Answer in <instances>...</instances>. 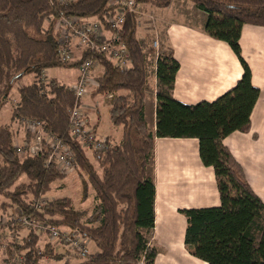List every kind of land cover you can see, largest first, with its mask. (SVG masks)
Here are the masks:
<instances>
[{"label": "trees", "instance_id": "1", "mask_svg": "<svg viewBox=\"0 0 264 264\" xmlns=\"http://www.w3.org/2000/svg\"><path fill=\"white\" fill-rule=\"evenodd\" d=\"M110 0H0V111L8 102L14 84L25 76L37 78L18 88V102L11 120H40L44 132L68 144L76 160L75 170L83 173V198L88 185L95 193L90 216L76 210L70 198L51 200L37 209L33 202L51 192L53 184L67 178L54 165L47 166V152L21 157L14 146L11 125L0 126V213L14 207L27 219L67 228L88 238L98 253L80 256L78 264H153L157 255L150 245L154 230L155 183L152 169L155 138H196L202 163L215 173L221 205L182 210L186 217L185 247L207 264H264V203L246 181L242 167L223 140L234 132L248 133L251 114L260 90L251 83V71L241 56L239 44L245 24L264 27V0H186L206 14L203 31L223 41L238 56L244 73L237 84L213 102L185 105L173 98L179 63L171 48L161 45L156 58V131L148 128L144 113L147 81L145 55L137 38L138 21L128 14L119 35L130 55V67L120 69L99 53L85 52L82 59L62 63L57 34L48 22L61 17L104 20L112 11ZM172 0H135L137 5L158 9ZM156 53L155 49H150ZM95 59L102 74L95 77V93L115 94L109 115L114 126L123 127L119 144L106 139L102 153H93L94 162L81 144L71 139L69 117L76 105L74 92L54 78L43 81L46 70L79 67L82 60ZM33 136L25 133L24 144ZM96 163L101 170L95 167ZM22 176L27 181L16 185ZM15 231L20 225L12 227ZM40 236L31 229L21 240L7 243L9 256L23 254L25 264H38L44 257L57 259L51 244L40 249ZM62 256V255H61Z\"/></svg>", "mask_w": 264, "mask_h": 264}, {"label": "crops", "instance_id": "2", "mask_svg": "<svg viewBox=\"0 0 264 264\" xmlns=\"http://www.w3.org/2000/svg\"><path fill=\"white\" fill-rule=\"evenodd\" d=\"M189 2L172 0L170 6L165 9L155 8L159 15L153 7L150 12L155 15L156 28H151L150 19L146 15L149 11L145 8L151 5H140L142 15L140 21H137L141 30L137 29V38L145 55L147 74L144 113L148 128L153 132L156 131L157 57L150 49H154L155 41L158 47L166 45L171 48L174 59L180 65L172 95L182 104L213 102L231 90L244 73L238 56L229 45L204 33L207 16ZM185 13L194 15V23ZM239 44L241 56L251 71L252 86L260 90V97L251 114L250 131L230 134L224 138L223 145L242 167L250 188L264 203V27L245 24L241 30ZM149 62L153 64L149 65ZM99 68L95 70L94 79L102 74ZM95 87L96 83L90 96L91 102L94 100V106L89 99H86L84 104L82 101L88 120V110L98 116V106L107 104L109 113L113 101L106 100L116 98L115 94H109L102 96L105 101L99 100L97 103L95 99L100 95L95 93ZM93 126L100 138H110L115 144L121 142L122 126H118L121 127L119 141H115L109 134L99 132V121ZM151 172L155 183V199L154 230L150 245L157 250L153 264H207L186 249L184 240L187 220L181 213L182 210L221 205L214 170L202 163L198 139L155 138ZM95 248L91 252L92 255L98 253Z\"/></svg>", "mask_w": 264, "mask_h": 264}, {"label": "built area", "instance_id": "3", "mask_svg": "<svg viewBox=\"0 0 264 264\" xmlns=\"http://www.w3.org/2000/svg\"><path fill=\"white\" fill-rule=\"evenodd\" d=\"M59 3L65 4L77 0H58ZM109 11L104 20L96 18H70L61 17L56 20V31L58 41L59 60L62 63H73L82 59L85 52L99 53L109 59L116 67L128 69L130 67L129 51L119 35L126 16L135 14L137 19L140 18V5L135 0H110ZM154 16L149 19L154 20ZM153 47L157 52L158 43L155 41ZM100 67L97 60L87 58L82 60L78 68V77L75 85L69 87L75 94L76 105L74 106L69 117V131L71 139L78 142L83 148L91 153H102L107 147L105 139L98 136L94 126L90 125L82 107L83 98L88 91L94 87L95 70ZM45 73V72H44ZM43 74V81L47 82ZM23 128L24 133L33 136L31 145L26 148L25 144L14 142L17 153L21 157L38 156L47 152L46 165H54L61 172L68 173L75 169L76 160L70 146L53 134L44 132V123L40 120L20 118L16 120ZM49 202L45 197L33 202L34 206L39 209ZM7 226L12 227L20 225L22 228L33 229L40 237L45 235L50 241H54L65 248L80 256H89L88 238L63 227H56L44 222H35L27 219L18 210L17 217L7 222ZM21 246L19 241L15 245ZM7 243H3L0 236V246L5 248L3 257L0 258V264H25L23 254H14L9 256L6 253Z\"/></svg>", "mask_w": 264, "mask_h": 264}, {"label": "rangeland", "instance_id": "4", "mask_svg": "<svg viewBox=\"0 0 264 264\" xmlns=\"http://www.w3.org/2000/svg\"><path fill=\"white\" fill-rule=\"evenodd\" d=\"M191 3V2H189ZM192 4V3H191ZM157 9V8H156ZM155 7L154 10L157 13ZM145 10H147V16H151L153 15L155 17V15L153 13H151L150 11H153V6H150L147 8H145ZM141 11V10H140ZM144 12V10H143ZM140 15H142V11L140 13ZM157 15H159L157 13ZM185 15L189 16V20H191L192 23H194V15L190 14V13H185ZM139 20V19H138ZM140 21V20H139ZM150 26L151 28H156V18H154V20L152 21L150 19ZM50 27H53V31H56V27H57V23L52 22V23H46L44 28L45 30L49 29ZM140 29L141 28H138ZM142 35V34H141ZM148 40V38H147ZM144 45V43H143ZM145 46V45H144ZM166 46V45H164ZM152 60V59H151ZM152 62H149V65H152ZM100 71L102 70V67L99 68ZM98 71H96V76ZM78 68L76 67H55V68H51L45 71L44 75L45 77H47L46 79L49 80L50 78H54L58 83L67 86V87H71L73 85H75L76 83V78L78 77ZM37 73H33L30 75L25 76L21 81L17 82L16 84H14V87L10 93L8 102L2 107L1 111H0V126L3 125H11V131L13 134V140L14 142H17V144L24 143V130L22 128V126L17 122V121H12L11 120V110L13 109V107L17 104L18 102V88L21 85H28L31 82H33L36 78H37ZM92 89L91 88L88 93L86 94V96L83 98V104L84 101L86 99H89V101L91 102V93H92ZM105 101V99L100 96L97 97L95 99V101L98 103V101ZM108 101H115V98H111L110 100H106ZM93 103L92 105L94 106V100H92ZM107 104L103 105H99V115L96 116L94 114L93 111L88 110L89 115L87 114L89 120V124L93 126V124L96 121H99V129L98 131L101 132L102 134H109L112 136V138L115 141H119L120 140V132H121V127H114L110 120H109V113H108V107L106 106ZM86 111V110H85ZM84 113H87L85 112ZM89 154L90 159L92 160V162H94L93 160V153L86 151ZM23 158V157H22ZM95 164V167L99 170V172L101 173V170L99 169V166ZM84 178L83 177V173L79 172L78 170H71L68 172L67 178L65 180L62 181H57L55 184H53V188L51 190L50 193H48L45 198L48 201L51 200H55V199H60V198H70L73 207L82 212V213H86V218L87 216H90L92 211H93V207L95 205V193L93 192V189L88 185V196L87 198H83V190H84ZM27 179L25 176H22L20 178V180L16 183V185L21 184L26 182ZM0 200L2 202H6V203H10V200L5 199L3 196H0ZM17 213L18 210L15 209L14 207L8 209V211L6 213H0V236L2 238L3 243H9V242H15V241H19L21 243V240L23 237L27 236L29 233V229L26 228H22L19 231H15L14 229H11V227L7 226V222L11 221L12 218H14L15 216L17 217ZM40 244L39 247L40 249L43 250V248L47 245V244H51L52 247L54 248L55 253L58 254L59 258L61 259H57L54 258L52 256H46L44 257L39 264H76L80 259H82L80 257L79 254L75 253L74 251L70 250L69 252H67V250L63 247H61V245H59L58 243H55L54 241H50L48 237H46L45 235L40 237ZM94 245L91 243L89 244V256L92 255L91 252L94 249ZM96 250V248H95ZM5 252V248L3 246H0V258L3 257ZM62 255V256H61Z\"/></svg>", "mask_w": 264, "mask_h": 264}]
</instances>
